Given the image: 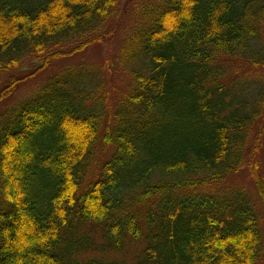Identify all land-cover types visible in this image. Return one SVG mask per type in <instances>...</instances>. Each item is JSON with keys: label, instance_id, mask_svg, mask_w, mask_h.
Instances as JSON below:
<instances>
[{"label": "trees", "instance_id": "16d2710c", "mask_svg": "<svg viewBox=\"0 0 264 264\" xmlns=\"http://www.w3.org/2000/svg\"><path fill=\"white\" fill-rule=\"evenodd\" d=\"M118 4L0 0V103L110 36ZM135 12L115 97L79 62L0 113V264H264L260 218L240 189H218L264 117V86L250 104L226 82L232 60L264 66V0H144ZM25 59L37 64L17 76ZM98 142L109 156L85 181Z\"/></svg>", "mask_w": 264, "mask_h": 264}, {"label": "rangeland", "instance_id": "374dc122", "mask_svg": "<svg viewBox=\"0 0 264 264\" xmlns=\"http://www.w3.org/2000/svg\"><path fill=\"white\" fill-rule=\"evenodd\" d=\"M141 3H144V0H119L114 19H112L110 24L112 30L110 36L99 43L86 47L79 53L54 61L48 68L39 70L36 72L35 76L21 82L11 95L0 103V113L4 109L11 107L26 98L36 89V87H38V85L44 82L48 76L55 73L57 70L79 62L99 66L103 75L107 78L108 83L107 86H104L105 89H109L108 91L113 97H115L117 93H120V90L123 88V83L127 80V77L117 68L115 62V59L117 58V50L121 38L132 24L134 14L136 13L135 9ZM262 40L264 41V35H262ZM24 61L25 63L20 64L15 70L17 76L25 73L24 71L26 69H31L37 64V62L32 63V59H25ZM226 74L228 76V81H226L227 84L229 82H234L230 85V88L234 87L231 92L238 86L243 90L247 96V101L251 102L250 104H252L253 99L256 98L257 94L260 92L261 87L264 86V66L255 68L249 63H241L238 60H232L227 65ZM7 77V74L0 76V86ZM261 108L264 109V100L261 103ZM253 123V128L248 136L249 141L245 145L244 149L246 155L244 163L235 174L223 179L218 184V189L222 192L228 191L229 194L240 189L245 194V197L253 207L254 212L260 218V230L262 232V237L264 238V226H262V223H264V207H262L260 199L256 194L253 178L249 176V168L253 167L255 164V172L262 182L264 191V117L261 120L259 119L258 121H254ZM254 137H258L257 140L254 141L255 143L252 139ZM99 146L100 143L98 142L94 148V158L91 163L92 165L89 167L85 181L92 177L90 176L92 173L98 172L97 168L99 161L106 160L109 156L110 149L107 148L100 153V155H102L100 157L98 155ZM77 235H81V232L78 233L77 231ZM87 237L94 239V237L92 235L90 236V234H88ZM131 252L132 250H130V253ZM124 255L125 254L119 255L116 260L120 259L125 264H128L132 259V256L129 257L128 255ZM83 258L88 259L89 257L84 256ZM110 259H113V257Z\"/></svg>", "mask_w": 264, "mask_h": 264}]
</instances>
